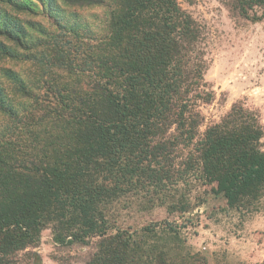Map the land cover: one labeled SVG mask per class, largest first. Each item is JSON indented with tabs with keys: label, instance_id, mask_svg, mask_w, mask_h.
I'll list each match as a JSON object with an SVG mask.
<instances>
[{
	"label": "trees",
	"instance_id": "16d2710c",
	"mask_svg": "<svg viewBox=\"0 0 264 264\" xmlns=\"http://www.w3.org/2000/svg\"><path fill=\"white\" fill-rule=\"evenodd\" d=\"M226 4L264 17V0ZM64 7L104 9L100 31L63 23ZM35 16L56 24L62 42L46 64L66 74L42 81L46 97L14 82L36 109L0 89L10 118L0 134V264H15L45 227L60 243L93 240L83 264H206L180 225L129 229L114 220L133 198L182 215L198 186L231 209H253L264 196L258 110L236 101L200 132L199 106L213 98L202 25L177 0H0L1 54L28 58L26 35L51 34Z\"/></svg>",
	"mask_w": 264,
	"mask_h": 264
},
{
	"label": "rangeland",
	"instance_id": "374dc122",
	"mask_svg": "<svg viewBox=\"0 0 264 264\" xmlns=\"http://www.w3.org/2000/svg\"><path fill=\"white\" fill-rule=\"evenodd\" d=\"M177 1L180 8L204 28V51L208 63L204 80L212 90L213 98L199 106L204 117L200 132L218 121L236 101L258 110L264 127V17L260 20L245 18L232 10L226 0ZM62 10L63 23L82 21L95 33L102 27L105 12L102 8L64 7ZM28 19L39 22L47 34H51L44 39L33 32L26 35L27 45L21 52L28 58L0 53L1 93L5 98L13 99L14 104L20 102V108L27 110L33 106L36 109L35 103L20 98L21 91L14 82L17 83L18 79L24 81L26 92L43 97L46 87L42 81L53 75L63 77L66 74L55 67L50 69L46 64L54 54L53 45L62 42L56 37V24L41 16ZM7 123L10 118L0 112V134ZM18 135L17 130L11 136L16 138ZM260 143L264 150V135ZM194 188L193 208L182 215L177 211L168 213L162 205H144L143 200L133 198L129 206L118 208L114 214L115 224L120 228L135 229L165 220L182 226L185 246L204 257L206 264H264V196L253 209H231L222 194L212 192L210 186ZM94 248L93 240L89 243L57 242L51 228L45 227L38 242L15 252L13 260L15 264H38V260L41 264H83Z\"/></svg>",
	"mask_w": 264,
	"mask_h": 264
}]
</instances>
